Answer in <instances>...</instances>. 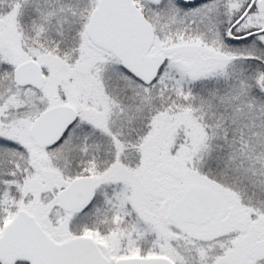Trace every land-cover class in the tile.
Segmentation results:
<instances>
[{
	"label": "snow or ice",
	"instance_id": "1",
	"mask_svg": "<svg viewBox=\"0 0 264 264\" xmlns=\"http://www.w3.org/2000/svg\"><path fill=\"white\" fill-rule=\"evenodd\" d=\"M0 264H264V0H0Z\"/></svg>",
	"mask_w": 264,
	"mask_h": 264
}]
</instances>
